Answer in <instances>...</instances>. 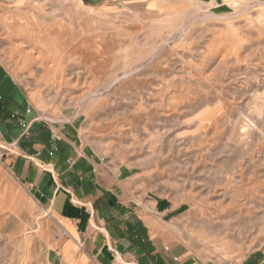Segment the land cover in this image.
<instances>
[{"label": "rangeland", "instance_id": "1", "mask_svg": "<svg viewBox=\"0 0 264 264\" xmlns=\"http://www.w3.org/2000/svg\"><path fill=\"white\" fill-rule=\"evenodd\" d=\"M159 1L0 0V62L177 246L264 264V0ZM5 153L0 264H30L43 211Z\"/></svg>", "mask_w": 264, "mask_h": 264}, {"label": "crops", "instance_id": "2", "mask_svg": "<svg viewBox=\"0 0 264 264\" xmlns=\"http://www.w3.org/2000/svg\"><path fill=\"white\" fill-rule=\"evenodd\" d=\"M25 96L0 62V143L43 211L30 264H207L176 245L163 213L128 196L103 162L80 151L68 130L38 118Z\"/></svg>", "mask_w": 264, "mask_h": 264}]
</instances>
